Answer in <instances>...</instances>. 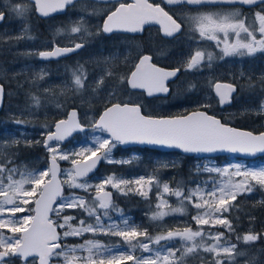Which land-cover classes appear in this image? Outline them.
Listing matches in <instances>:
<instances>
[{
    "label": "snow or ice",
    "instance_id": "obj_1",
    "mask_svg": "<svg viewBox=\"0 0 264 264\" xmlns=\"http://www.w3.org/2000/svg\"><path fill=\"white\" fill-rule=\"evenodd\" d=\"M110 2V0H105ZM167 5L176 3L208 4L229 3L240 5H255L258 0H162ZM264 2V0H261ZM34 4L35 10L44 16L51 12L63 10L72 5L74 0H29ZM114 9H109L103 21L102 31L111 33L125 31L136 33L143 30L144 25L155 22L161 26L163 35L172 37L182 31L183 20L178 22L170 15L161 4L150 3L149 0H116ZM14 10L22 15L29 9L25 5H16ZM5 19L0 12V21ZM195 31L201 39L215 41L216 47L220 48L223 56H251L257 52H264V9L256 12L251 21L243 17L237 10L227 14H201L193 17ZM79 26L72 27L71 31L77 33ZM259 34V38H257ZM234 37L231 42L230 38ZM83 46L76 43L74 47H56L52 51L40 52L41 58L56 57L68 52L75 51ZM212 53L204 50H196L191 55L187 68L192 69L201 65L207 59L209 66L213 60ZM179 69L167 71L152 63L150 55H142L139 62L134 65L130 76L122 77L121 83L130 85L132 89L146 90L148 95L153 93H166L168 88L165 81L175 77ZM111 75V73H109ZM75 76V85L83 87L81 75ZM103 82V77L101 78ZM220 103L229 102L231 93L235 91L233 85L216 82L214 85ZM3 86L0 85V95ZM116 101V102H112ZM39 104V100H36ZM109 103L91 127L102 133H108V137L98 136L93 146H81L78 152L62 151L60 143L70 137L74 131H85L77 119V112L73 110L66 120L62 119L55 123V131L47 134L44 146L51 153L48 168L20 173L21 179L14 176L17 169H6L0 164V264H7V258L17 257L27 264L30 257H38L39 264H49L53 257H63L64 264H74V261L82 259L84 264H181L184 256L194 253L199 249L214 254L212 264H225V259L234 260L236 252L235 244L221 243L225 239L223 232L213 234L205 232L202 226L221 225L228 231H234L231 222L223 217V213L233 207V201L237 196L245 192L251 193L256 185L264 187V168L253 170L240 164L224 167H207V172H215L227 181L217 185L215 181L207 190L211 199H204L199 186L191 190L186 196L177 188L172 190L167 183L163 184L162 194L157 197L159 203L156 211L151 216L152 220H162L172 213H183L184 208H167V201L163 199V193L173 195L178 199L187 200L198 212L192 219L200 226L197 230L185 227L182 230H168L165 235L149 236L148 232L138 230V226L130 224L127 219L120 223L112 221L105 223L98 214L102 209V215L111 220L108 210L114 208L111 192L106 191L107 186L122 191V185L135 183L141 188L147 184L149 188L155 184L159 187V181L155 177H140L135 181H129L115 176L96 184L95 196L90 204L85 197L71 194L64 195V185L71 189H81L89 192L93 185L87 181L90 173L96 169L101 160L111 162L110 153L117 143L124 144L130 141L140 143L167 145L182 149L186 153H214L217 151L229 152H264V133L254 135L252 132L239 131L228 127L215 116L208 115L204 111H194L188 115L177 116L168 119H155L142 115L141 106L132 102L118 100L115 93L110 94ZM264 108V104L261 105ZM57 142L55 145L51 142ZM15 143V141H13ZM59 161H69L70 169H61ZM64 176L65 179L60 177ZM233 177H240L233 180ZM5 180L7 183H5ZM28 185V187H25ZM139 194L147 198L148 191H139ZM196 198L195 200L193 198ZM202 201V202H200ZM34 205V207H29ZM94 205H98V208ZM65 208H80L89 217H95V223L79 221V226L73 227L70 221L72 216H64L63 223L59 224L50 218V214L59 216ZM203 209V211H199ZM30 213L18 217L19 213ZM34 213V214H31ZM64 237L82 236L85 233H104L119 236L129 251H120L113 254V249L101 244L96 240H86L83 244L73 247H63L58 242L60 234L57 228H65ZM11 235H6L5 231ZM143 238V239H141ZM261 236L245 234L242 239L245 243L260 239ZM181 241V248L169 247L167 242ZM211 240L212 243H207ZM165 241V244H161ZM158 245L159 247H153ZM139 248L147 256H135L133 252ZM78 251L87 252L86 257L76 255ZM181 252V257L176 252ZM235 254V255H234Z\"/></svg>",
    "mask_w": 264,
    "mask_h": 264
},
{
    "label": "rangeland",
    "instance_id": "obj_2",
    "mask_svg": "<svg viewBox=\"0 0 264 264\" xmlns=\"http://www.w3.org/2000/svg\"><path fill=\"white\" fill-rule=\"evenodd\" d=\"M16 5H25L28 7V11L23 14H28L31 9V5L27 3L26 0H0V10L4 8H8L9 12L11 13L12 19L15 21V25H10L9 23L6 24H0V41L8 42V40H12V43L16 45L14 49H11V52L20 53L22 55H18L17 60H12L8 66L3 67L0 69V79H3L5 82L10 81H16L18 85H21L25 82H30L35 90L36 94H34L35 100L33 101L32 105L29 107H25L23 109H19L17 111H11L7 114L11 116V118L8 120L9 124L3 123L2 127L0 129V164H2L6 169L8 168H15L17 169V174L14 176V179L19 180L21 179L20 173H26L31 171H39L47 168V165H43V160L47 159L48 156H51V153L48 152L46 147L42 145L44 137L47 135V132L51 130L50 126L48 124L53 125L55 120L58 118L64 117L69 109L68 101L71 102L73 106L79 109V117L80 120L84 124L91 125L96 120L98 113L95 111L94 106L98 104L100 107H103V104L106 102H109L110 100V94L114 93L113 90L117 88L114 86L108 87V80L111 78L115 79L113 83L115 85H120L119 82H121V78L123 77L124 72L122 71V67H119L115 71V65L116 64H125L124 61H122V50L120 47H110L114 42L108 43V49L104 50L106 48L100 46H94L92 44V41L88 38V32L86 30V26L84 27L81 23L66 25V28L63 29V31H57L54 30V33L51 34L52 39H47L45 37L35 38L34 34H30V22L29 18H21L20 15L17 14V12L14 10ZM39 24L41 22L39 21ZM79 26L81 30L77 33H73L71 31L72 27ZM67 36H75L76 38H80L82 42L85 43L84 47L82 46L78 52H76L75 57H70L67 60H65V65H63L60 62L51 63L46 60H41L39 53L43 52L45 49H48L50 44L49 42L51 40L55 41L57 43L58 41L62 40L64 37ZM79 43H82V42ZM91 41V42H90ZM83 44V43H82ZM49 45V46H48ZM75 46V45H74ZM119 57L120 62L115 61L112 62L110 58ZM119 64V65H120ZM113 65V68H111ZM81 75L82 81H83V87L78 88L75 85V76ZM111 73V75H109ZM260 74L262 77H264V68H261ZM103 77V82L101 83V78ZM49 96L51 97L49 99V102L44 104L43 101L45 98L41 96ZM36 100H39V104L36 103ZM264 104V97H262V103ZM259 113L264 114V108L260 107L258 113H248L253 116L258 115ZM244 115V114H243ZM239 115H228L224 116L226 118H231ZM56 118V119H53ZM39 119L42 121L41 124H34L35 120ZM262 124H264V120L262 121ZM94 130V133L89 136H83V144L77 146L78 152L81 148V146H93L95 143V138L98 136L102 137H108V135H103L98 130ZM15 141V143H13ZM17 143L24 145H30V146H37L40 148L43 154L36 155L35 157H32L31 159L27 160L26 158H19L17 157V154H19V150L17 149V146H15ZM52 144H56L57 142H51ZM67 144H60V149L62 151H70L74 152L71 148H68L66 146ZM118 145V143L116 144ZM116 147V146H115ZM115 147L112 149L110 153V159L111 162L103 160V164L105 167L101 170V174H93L89 177H87V181L93 185L92 189L89 192H85L81 189H71L65 184L66 191L64 192L65 196L75 194L78 196H83L85 199L91 204L92 198L95 196V185L99 184L101 181L107 179L109 176H115L118 177L114 173L108 172L106 173L107 164L110 163H119V162H127L131 160V158L137 157L139 154L138 152L131 151L129 155H121L117 157L115 155ZM180 156H183L180 153H177L174 156H171L169 158L172 162H178L180 159ZM62 162L61 168L62 169H70L71 164L69 161H59ZM233 164H240L248 169L253 170H259L264 168V156L260 158V160L255 159H248L243 160L240 158H234L232 156H229V158H225L223 160H217L216 157H203V158H195L193 161V167L195 171L203 173V179L202 181L195 184V186L191 188H180L184 193L185 196L193 189H196L198 186L201 190V193L204 196V199H211L207 195V190H209L212 186V182L215 181L217 185L222 184L227 181V177H222L218 173L215 172H207L204 170L205 166L207 167H224L228 165ZM139 176H135V178H132V181H135L136 179H139ZM61 179H65L64 176H61ZM240 177H233V180H239ZM129 180V181H131ZM5 183L7 181L5 180ZM160 183V182H159ZM162 183L159 187V191L155 195L156 202L152 208V212L150 213V220L153 222V228L148 232L149 236L155 237L158 235H165L168 230H182L185 227H191L192 221H190L187 218V214L191 215V220L193 216L197 215L198 210L193 207L191 203H189L187 200H183V204L181 203V199H178L177 197L173 195H168L166 193H163V199L167 201V208H176V207H183L184 211L183 213H172L167 216H165L162 220H152L151 216L153 213L157 210L156 205L159 203L157 197L162 194L163 189ZM25 187H28V185H25ZM122 191L112 188L110 185L106 187V189H111L114 193L112 199V203L115 206L114 208H110L108 210L109 212H114L112 217H115L114 220L110 221H104L106 224L111 223L112 221H115L117 223H120L121 226H123L122 221L124 219H131L128 217L122 210H120L115 204H114V197L118 194H122L124 191H129L134 188L137 189H147L148 185L145 184L142 188L135 183H132L131 185H122ZM175 188V189H177ZM171 189V188H170ZM172 189V190H175ZM264 189V187H263ZM254 190V189H253ZM139 192V191H138ZM253 193V191L251 192ZM251 193L245 192L243 194L250 195ZM196 199L195 197L193 198ZM202 202V201H200ZM34 205H29V207H33ZM98 208V205H94ZM192 206V207H191ZM191 207V208H190ZM75 208H65L59 216H56L55 214H51V219L56 221L59 224H62L64 216H71L69 214V211L74 210ZM81 211L82 214L85 216L87 213L83 211L80 208H76ZM193 210V211H192ZM192 211V212H191ZM203 211V209L199 210ZM103 210H98V214L101 215V218L104 220V216L102 215ZM30 213H19L17 214L18 217L23 215H28ZM32 214V213H31ZM88 216V215H87ZM73 217V216H72ZM75 219L70 221V224L73 227L79 226V221L84 220L83 217L79 218L77 216H74ZM224 217V216H223ZM91 222L88 220H84L86 223H95V217H90ZM132 220V219H131ZM194 221V220H193ZM74 222V224L72 223ZM195 222V221H194ZM130 224H137L135 221ZM198 226L196 224V228H192L194 231L198 229ZM207 231L212 232L213 234L221 232L219 229L222 227L221 225H215L209 226L204 225L202 226ZM60 231V238H61V246L63 247H73V246H79L83 244L86 240H96L92 238H87L83 243L81 244H75L73 246L67 245L64 242V239L66 237L63 236V233L67 231V227L65 228H58ZM6 235H11L10 233H7ZM143 231V230H142ZM206 232V231H205ZM249 232L251 230L249 229ZM87 234L91 235H98L104 234V233H85L84 236ZM83 236V235H82ZM69 237H75V236H69ZM80 237V236H76ZM143 239V238H141ZM101 244L106 245L104 242L100 240ZM206 242L212 243L211 240H207ZM165 241H161V244H165ZM221 243H223L221 241ZM169 247L173 248H181V241L174 240L167 242ZM230 244V243H228ZM106 246H109L113 249V254L118 255L120 251H129L128 245L124 243L123 240H121L120 243L115 244H107ZM153 247H159L158 245H153ZM212 254V253H211ZM79 257H86L87 252L85 251H78L76 253ZM133 255L139 257V256H147L148 253L142 252L139 248H137ZM214 256V254H212ZM176 256L179 258L181 257V252H176ZM185 257V256H184ZM16 257H10L7 259V264H10L15 260ZM17 259V258H16ZM19 259V258H18ZM76 261H80L82 263V259H78ZM20 264H25V262H21L19 260ZM32 262L35 263V259L31 258L28 260L27 264H31ZM51 264H64L63 257H53L50 260ZM127 264H132L131 261H126ZM36 264V263H35Z\"/></svg>",
    "mask_w": 264,
    "mask_h": 264
},
{
    "label": "flooded vegetation",
    "instance_id": "obj_3",
    "mask_svg": "<svg viewBox=\"0 0 264 264\" xmlns=\"http://www.w3.org/2000/svg\"><path fill=\"white\" fill-rule=\"evenodd\" d=\"M127 2L130 3L132 0H127ZM149 2L161 4L170 15H173L174 19H178V22L183 20L182 31L172 37H166L163 35L161 26L151 22L144 25L142 31L136 33L125 31L105 33L101 30L102 24L107 11L118 6L116 0H110V2H105V0H77L67 7L64 13L42 18L41 23L44 25L45 31L52 30L53 32L54 30L56 32L63 31L66 25L81 23L84 27L86 26V29L83 30L89 33L88 38L92 41V44L100 46V48H106L104 50L108 49V43L114 42L110 47H113V45L117 48L120 47L122 50L121 59L125 62V64H116L114 68L116 71L119 67H122L123 77L130 76L134 65L138 63L142 55H150L152 63L157 67L169 69L170 71L179 69L177 75L167 81L168 94L163 96L159 94L149 96L144 90L132 89L126 83L119 82L120 85H115L113 83L115 79L113 78L107 81L108 87L117 86L113 92L118 100H122L121 98L124 97L123 101L125 102L139 104L141 109L144 106L148 109L147 112L151 114L150 116L154 115L152 113L161 114L164 110L170 113L178 112L176 114H164L169 116L184 115L190 111L202 110L207 114L220 118L222 121L223 117L228 115L258 113L262 97H264L260 88L261 83L264 82V77L260 74L261 68H264V60L260 57L264 56V52H257L251 56H223L220 48L216 47L215 41L200 38L199 33L195 31V23L192 18L201 14L223 15L238 10L250 22L256 12L264 9V2L251 6L226 3L199 5L176 3L167 5L162 0H149ZM44 33L46 34V32ZM257 38H259V34H257ZM232 39L234 37H231L229 42ZM80 41L79 37L67 36L57 43H55L56 40H51L48 49H51L55 44L65 47L74 46ZM82 43L84 47L85 43ZM196 50L212 53L214 58L210 66L207 59H205L200 66L192 69L187 68V63ZM76 54L46 61L51 63L58 61L65 65L64 61L72 56L75 57ZM110 60L120 62L119 57L110 58ZM111 68H113V65ZM216 82H225L234 86L235 92L231 96L229 104L220 103L214 88ZM108 105H110L109 102L101 109L104 110ZM70 108L76 107L70 106L68 111ZM114 153L117 157L121 156L116 151ZM103 165L102 162L100 166ZM113 195L114 193L112 197Z\"/></svg>",
    "mask_w": 264,
    "mask_h": 264
},
{
    "label": "trees",
    "instance_id": "obj_4",
    "mask_svg": "<svg viewBox=\"0 0 264 264\" xmlns=\"http://www.w3.org/2000/svg\"><path fill=\"white\" fill-rule=\"evenodd\" d=\"M29 4V2L27 1ZM31 5L30 12L28 14L20 15L21 18H29L30 26V34H34L35 38L45 37L47 39H52L51 34L54 32L52 30L45 31L42 22L43 19H39L38 16L34 13L33 5ZM5 13V20L2 24L9 23L10 25H15L14 19L11 17V13L8 8L2 9ZM46 32V34L44 33ZM14 45L12 40H8V42L0 41V69L9 65L12 60H17L20 57H17L19 53L11 52L13 50ZM20 55H22L20 53ZM19 55V56H20ZM264 60V56L260 57V59ZM0 82L3 84L5 88L4 93V105L0 110V129L2 127L1 122L9 124L8 120L11 118L7 113L11 111H17L19 109H23L25 107H29L32 105L35 100L34 94H36L33 89L34 86L31 85L30 82L22 83L18 85L16 81L5 82L3 79H0ZM262 95L264 96V82L260 85ZM41 96V95H40ZM45 98L43 101L44 104L49 102L51 97L45 95L41 96ZM124 100V97L121 98ZM108 102L105 101L103 106ZM69 107L73 106L70 101H68ZM98 104L94 106V109L97 113H99L102 109ZM142 111L145 114L151 115L148 113V109L144 106L142 107ZM178 112L170 113L162 111L161 114L152 113L154 115H164V114H176ZM56 119V118H53ZM264 120V114L259 113L258 115L244 114L231 118L223 117L222 121L232 126H237L244 129H250L253 132L264 131V124L262 121ZM42 121L39 119L35 120L34 124H41ZM50 128L51 124H48ZM94 133V130H87L82 132V134H77L68 141L66 146L68 148L72 147L74 152L77 151V146L83 144V136H89ZM106 135V133H102ZM17 149L19 150V154L17 157L26 158L27 160L35 157L36 155L43 154L39 147L30 146L17 143ZM116 153H120L121 155H129L131 151L138 152V156L132 158L128 162H120L108 164V168L105 171L106 173L111 172L117 175L118 177H122L126 180H131L135 178V176L145 177H155L160 183H167L169 188L175 189L177 187L182 188H191L195 186L196 183L202 181L203 173L195 171L193 167V161L195 160L192 156H180L178 162H172L169 160L171 156L176 155L179 152H160L157 150H151L145 147H130V148H121L118 145L115 147ZM262 156L258 157L257 160H260ZM217 160H223L225 158H229V156L225 157H216ZM46 164V160H43V165ZM62 165V162H61ZM105 167L103 165L96 171V174H101V170ZM132 181V180H131ZM132 184V183H131ZM130 184V185H131ZM160 187L153 184L150 188L142 189L143 191H148V196L145 198L140 195L138 191H141L140 188L132 189L129 191H124L120 195H116L113 199L114 204L122 210L128 217L129 223H133L135 221L138 226V230L149 232L153 228V222L150 220V213L152 212V208L156 202L155 195L159 191ZM66 191L64 186V192ZM233 207L229 209V211L224 212V218H227L234 229V231H228L225 227H221L219 231L224 233L225 239L222 240L223 243H230L236 245V252L242 253V255H235L234 260L225 259V264H264V189L260 185H256L254 187L253 193L250 195H239L237 196L236 201H233ZM192 207V206H191ZM190 207V208H191ZM193 211V210H192ZM191 211V212H192ZM71 216H77L79 218L83 217L84 220H88L91 222L89 216H85L81 213L79 209H74L69 211ZM114 212H109L108 216L111 217V220H114L115 217H112ZM187 218L192 221L191 227L196 228V223L191 220V215L187 214ZM104 221H110L107 218H104ZM74 224V222H72ZM257 234L261 236L260 239L245 243L242 239H237V237H243L245 234L250 233ZM208 232L206 229H204ZM87 238H92L96 240H100L104 242L106 245L120 243L122 238L119 236H114L111 234H99L91 235L87 234L86 236L80 237H66L64 239L65 244L73 246L75 244L83 243ZM208 243V242H207ZM215 257L211 253L204 252L202 249L198 251L188 254L183 257L181 264H212ZM10 264H20L19 259L15 258L13 262ZM31 264H35L32 262ZM127 264V262H125Z\"/></svg>",
    "mask_w": 264,
    "mask_h": 264
},
{
    "label": "water",
    "instance_id": "obj_5",
    "mask_svg": "<svg viewBox=\"0 0 264 264\" xmlns=\"http://www.w3.org/2000/svg\"><path fill=\"white\" fill-rule=\"evenodd\" d=\"M28 2H29V0H27ZM75 1H77V0H74V2ZM259 2H261V0H258V2L257 3H259ZM226 4H229V3H226ZM238 4V3H237ZM34 5V4H33ZM69 6H71V5H68V6H66L63 10H60V11H56V12H51L48 16H44V15H42L40 12H38V11H36L35 10V7H34V13H35V15L36 16H38L39 18H48V17H52V16H54L55 14H62V13H64L65 12V9L67 8V7H69ZM0 12H3V11H0ZM4 13V12H3ZM4 15H5V13H4ZM5 20V19H4ZM4 20L3 21H0V24L1 23H3L4 22ZM103 25V24H102ZM147 25V24H146ZM117 32H122V31H117ZM111 33H113V32H111ZM109 34V33H108ZM82 44V43H81ZM56 47H60V48H65V46H60V45H58V44H55L51 49H45L43 52H48V51H52V50H54ZM67 47H74V46H67ZM80 49V48H79ZM79 49H76L75 51H72V52H68V53H66V54H63V55H60V56H56V57H50V58H41V60H56L57 58H60V57H65V56H67V55H70V54H74V53H76V52H78L79 51ZM139 62V61H138ZM134 70V69H133ZM165 70H167V71H170L169 69H165ZM173 77H170V78H168L166 81H165V86L167 87V81L169 80V79H172ZM222 84H229V83H225V82H221ZM0 85H2L3 86V84L0 82ZM234 87V86H233ZM168 88V87H167ZM137 90H139V89H137ZM141 90V89H140ZM146 93H147V91L146 90H144ZM234 92L235 91H233L232 93H231V96L234 94ZM4 93H5V88L3 87V93H2V95H0V110L2 109V107H3V105H4V101H5V99H4ZM148 94V93H147ZM154 94H159V95H167L168 94V92H166V93H153L152 95H154ZM149 96H151V95H149ZM231 96H230V98H231ZM218 98H219V96H218ZM219 101H220V99H219ZM231 101L229 100V102H226V103H224V104H229ZM109 106H111V105H108V106H106V107H109ZM105 107V108H106ZM73 110H75L76 112H77V119H78V121L82 124V125H84V127H85V131H87V130H93V128L91 127V125H88V124H84L83 122H81V120H79V112H78V109L77 108H70V110L66 113V115L64 116V117H61V118H58L57 120H55V122L53 123V125H52V128H51V130L50 131H48L47 132V134L49 133V132H54L55 131V123L57 122V121H59V120H62V119H64V120H66L67 118H68V115L73 111ZM105 110V109H104ZM104 110H102L101 112H100V114H98V116L95 118L96 120L95 121H98V119H99V116L103 113V111ZM199 111H202V110H199ZM192 112H194V111H190V112H187V114H184V115H188V114H190V113H192ZM141 113H142V115H145V116H150V115H146V114H144L143 112H142V109H141ZM208 115H210V114H208ZM177 116H183V115H176V116H169V115H164V116H154V115H152V116H150V117H152V118H155V119H168V118H174V117H177ZM213 116V115H212ZM217 119H219V120H221L220 118H218V117H216ZM94 121V122H95ZM222 122V121H221ZM224 123V122H223ZM228 127H232V128H235V129H237V130H239V131H245V132H252L254 135H260V134H262V133H264V131H259V132H253V131H251L250 129H244V128H240V127H237V126H232V125H229V124H227V123H225ZM85 131H74L73 133H72V135L70 136V137H68L67 139H65L63 142H61L60 144H65V143H67L68 141H70L71 140V138H73V136H75V135H77V134H82V132H85ZM106 133V132H105ZM107 135H108V133H107ZM46 137H47V135L44 137V140H43V143H42V145L44 146V141L46 140ZM53 142H55V141H53ZM119 144V143H118ZM119 146L121 147V148H130V147H139V148H142V147H145V148H148V149H151V150H157V151H160V152H179L180 154H182L183 156H192V157H194V158H203V157H225V156H232V157H234V158H240V159H243V160H248V159H255V158H258V157H260V156H264V152H260V151H256L255 153H251V152H235V153H233V152H229V151H217V152H214V153H186V152H184L182 149H178V148H175V147H170V146H167V145H157V144H148V143H140V142H136V141H130V142H127V143H124V144H119ZM45 147V146H44ZM50 160H51V156H48V158L46 159V165H47V168L49 167V165H50ZM103 162V160H101L100 162H99V164L97 165V167H96V169H94V171L92 172V173H90L89 174V176H91V175H93V174H95L96 173V171L101 167L100 165H101V163ZM59 166H60V168H61V162H59ZM62 169V168H61ZM88 176V177H89ZM61 178V177H60ZM106 191H109V192H111V194H113V192H112V190L111 189H106ZM111 198H112V196H111ZM34 207V206H33ZM32 214H34V213H32ZM50 217H51V214H50ZM57 232L60 234V231H59V229L57 228ZM60 244H61V238H60V240L58 241ZM10 258V257H9ZM17 258V257H16ZM31 258H34L35 259V263L36 264H39V258L38 257H30L29 259H31ZM8 259V258H7ZM28 259V260H29ZM21 262H25L24 260H22V259H19ZM49 264H51V262L49 261ZM74 264H84V263H82V262H80V261H74Z\"/></svg>",
    "mask_w": 264,
    "mask_h": 264
}]
</instances>
